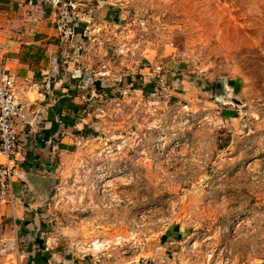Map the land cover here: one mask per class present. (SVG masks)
Wrapping results in <instances>:
<instances>
[{
	"label": "rangeland",
	"instance_id": "obj_1",
	"mask_svg": "<svg viewBox=\"0 0 264 264\" xmlns=\"http://www.w3.org/2000/svg\"><path fill=\"white\" fill-rule=\"evenodd\" d=\"M102 4L80 22L100 59L79 81L82 144L13 231L41 264H264V0Z\"/></svg>",
	"mask_w": 264,
	"mask_h": 264
},
{
	"label": "crops",
	"instance_id": "obj_2",
	"mask_svg": "<svg viewBox=\"0 0 264 264\" xmlns=\"http://www.w3.org/2000/svg\"><path fill=\"white\" fill-rule=\"evenodd\" d=\"M74 1L79 4L81 22L92 20L83 12L93 0ZM96 1L99 13L100 4L108 0ZM57 15L54 0H0V62L17 77L16 93L26 105L14 123L26 161L13 180L12 197L1 199L0 194V264L42 263L40 257L44 259L46 251L32 243L33 234L15 232L10 224L22 221L23 227L27 225L25 221L33 217L29 203L35 183L52 171L57 156L67 157L71 146L82 144L76 112L86 90L79 81L85 68L98 65L100 59L84 54L87 48L80 40L84 34L80 23L70 43L61 39Z\"/></svg>",
	"mask_w": 264,
	"mask_h": 264
},
{
	"label": "built area",
	"instance_id": "obj_3",
	"mask_svg": "<svg viewBox=\"0 0 264 264\" xmlns=\"http://www.w3.org/2000/svg\"><path fill=\"white\" fill-rule=\"evenodd\" d=\"M99 8L103 7L100 4ZM58 10L55 25L63 41L70 43L76 36V30L81 22L79 4L74 0H54ZM17 77L7 73L0 62V194L1 199L12 195V184L19 165L26 161L21 155V145L15 129V120L19 119L26 105L21 102L16 93ZM50 89V84L46 85ZM12 197V196H11ZM99 249L100 247H96Z\"/></svg>",
	"mask_w": 264,
	"mask_h": 264
},
{
	"label": "trees",
	"instance_id": "obj_4",
	"mask_svg": "<svg viewBox=\"0 0 264 264\" xmlns=\"http://www.w3.org/2000/svg\"><path fill=\"white\" fill-rule=\"evenodd\" d=\"M77 32V31H76ZM100 93H111L112 90H98Z\"/></svg>",
	"mask_w": 264,
	"mask_h": 264
},
{
	"label": "bare ground",
	"instance_id": "obj_5",
	"mask_svg": "<svg viewBox=\"0 0 264 264\" xmlns=\"http://www.w3.org/2000/svg\"><path fill=\"white\" fill-rule=\"evenodd\" d=\"M97 247V246H96Z\"/></svg>",
	"mask_w": 264,
	"mask_h": 264
}]
</instances>
